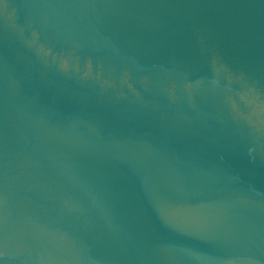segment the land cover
I'll return each instance as SVG.
<instances>
[{
    "label": "water",
    "instance_id": "obj_1",
    "mask_svg": "<svg viewBox=\"0 0 264 264\" xmlns=\"http://www.w3.org/2000/svg\"><path fill=\"white\" fill-rule=\"evenodd\" d=\"M0 264H264V0H0Z\"/></svg>",
    "mask_w": 264,
    "mask_h": 264
}]
</instances>
